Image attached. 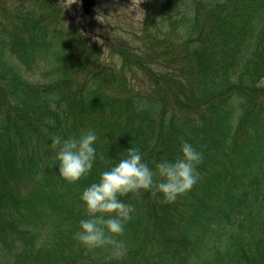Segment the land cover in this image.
I'll list each match as a JSON object with an SVG mask.
<instances>
[{"label": "trees", "instance_id": "trees-1", "mask_svg": "<svg viewBox=\"0 0 264 264\" xmlns=\"http://www.w3.org/2000/svg\"><path fill=\"white\" fill-rule=\"evenodd\" d=\"M149 2L120 66L57 0L0 17V264H264V0ZM89 130L93 167L69 183L51 137ZM181 138L200 179L173 203L119 197L135 209L122 258L74 239L85 188L131 147L153 170L173 161Z\"/></svg>", "mask_w": 264, "mask_h": 264}, {"label": "clouds", "instance_id": "clouds-1", "mask_svg": "<svg viewBox=\"0 0 264 264\" xmlns=\"http://www.w3.org/2000/svg\"><path fill=\"white\" fill-rule=\"evenodd\" d=\"M140 3L141 0H135L129 11L139 8ZM96 139L91 130L78 138L51 137L49 147L55 153L52 164L58 163L60 177L73 183L90 172L96 158ZM125 152V157L101 173L98 182L82 191L81 200L89 218L79 222L80 230L74 234V239L89 249L111 246L116 258L126 254V245L117 237L124 234L125 225L135 211L133 205L119 197L145 190L153 196L160 194L163 203H173L200 179L197 169L203 160L202 152L182 138L180 155L173 161L156 162L155 170L142 159L138 149L131 147Z\"/></svg>", "mask_w": 264, "mask_h": 264}, {"label": "rangeland", "instance_id": "rangeland-1", "mask_svg": "<svg viewBox=\"0 0 264 264\" xmlns=\"http://www.w3.org/2000/svg\"><path fill=\"white\" fill-rule=\"evenodd\" d=\"M15 1L0 0L1 18L8 15ZM57 1L62 7L65 24H78L90 29L91 46L107 62L112 61L120 66V57L116 56L119 44L121 46L122 43H128L130 46L134 42L139 45L137 35L140 33L149 0H141L139 8L133 12L129 11V7L135 4V0H94L89 14L83 12L81 0L74 3L73 0ZM140 72L137 75H140Z\"/></svg>", "mask_w": 264, "mask_h": 264}, {"label": "water", "instance_id": "water-1", "mask_svg": "<svg viewBox=\"0 0 264 264\" xmlns=\"http://www.w3.org/2000/svg\"><path fill=\"white\" fill-rule=\"evenodd\" d=\"M82 9L85 14H89L91 11V7L94 5V0H81Z\"/></svg>", "mask_w": 264, "mask_h": 264}]
</instances>
